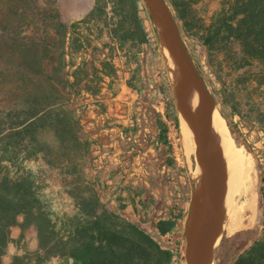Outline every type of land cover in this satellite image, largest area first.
Returning <instances> with one entry per match:
<instances>
[{
  "label": "rangeland",
  "instance_id": "obj_1",
  "mask_svg": "<svg viewBox=\"0 0 264 264\" xmlns=\"http://www.w3.org/2000/svg\"><path fill=\"white\" fill-rule=\"evenodd\" d=\"M224 1L179 0L180 12L169 2L189 52L216 99L218 110L238 145L250 157L254 169L251 191L236 196L242 211L239 224L228 228L230 218L224 214L222 237L217 247L224 242L218 257L214 251V264H233L240 251L264 234V132L258 126L260 109H264V85L260 89L240 85L232 102L236 105L235 112L233 108L225 107L233 126L230 127L221 111L216 90L223 87L220 76L225 79L231 72L229 62L232 58L227 50H220L217 56L213 47L206 43L209 28ZM94 3L95 0H0V114L5 125L18 119V111L12 110V117L6 120L9 110L19 107L27 91L34 87L33 83L44 81V75L27 69L23 64L20 43L31 41L35 49H40L41 57L49 52L55 54L57 48H51L49 41H56L58 37L54 29L58 19L71 24L86 16ZM143 8L142 15L152 39L149 44L143 45L140 53L144 68L140 83L144 87L143 94L126 83L125 74L121 71L113 90L107 84L98 96L84 91L80 94L75 90L70 107L83 112L82 135L91 142L83 164L87 177L111 208L123 213L149 233L156 228L159 218L182 214L175 231L165 236L159 235L158 240L164 247L176 251L174 264H187L189 218L196 192L202 183L203 170L196 156L197 147L188 152L184 146L173 78L175 64L172 68L163 57L160 34L154 25L152 8L147 0H143ZM24 9H28V12ZM108 9H112V3ZM92 38L94 45L104 48L101 52L103 57L102 53L108 51L105 46L110 41L108 33L105 32L99 39L94 35ZM134 49H138V46ZM227 58L229 62L225 61ZM223 59L224 67H221L218 61ZM55 64L57 61L45 57L41 65L53 71ZM262 68L260 63L242 67L228 80L231 82L233 77L246 74L254 76ZM124 69L128 76L129 68L125 66ZM160 114L170 126V146L162 144L159 138ZM176 115L179 117L178 126ZM41 137L56 143V137L49 129L43 131ZM25 153L15 154L11 167L15 173H21L24 169L32 171L43 206L54 213L59 228L66 216L78 211L66 184L71 177L66 180L64 171L52 167L43 157L25 159ZM199 167L201 170H198ZM19 220L22 222L24 216L21 215ZM22 230L21 225L12 227L13 241L9 244L15 245L17 251L22 250V256L27 255L22 259L26 264H68L59 256L44 261L38 257L32 258L28 253L39 248L38 230L31 225L24 236L21 235ZM13 257L8 258L7 251L1 264H11Z\"/></svg>",
  "mask_w": 264,
  "mask_h": 264
},
{
  "label": "trees",
  "instance_id": "obj_2",
  "mask_svg": "<svg viewBox=\"0 0 264 264\" xmlns=\"http://www.w3.org/2000/svg\"><path fill=\"white\" fill-rule=\"evenodd\" d=\"M169 2L181 11L179 0ZM143 9V0H95L93 8L81 19L71 24L58 19L54 27L58 37L49 41L51 48H57L55 54L49 52L41 57L40 49H35L31 41L20 43L23 64L44 75V81L33 83L19 107L9 110L6 120L12 117V110H17L16 121L5 125L0 114V264L13 241L14 225H21L22 236L29 226H36L39 248L28 255L40 261L59 256L68 264H174L176 251L164 247L139 224L111 208L87 177L83 164L91 142L82 135L83 112L70 107L75 90L93 96L100 95L106 84L113 90L121 71L126 83L143 94L140 53L143 45L152 40ZM105 32L110 41L105 43L108 51L101 57L104 48L93 44L92 35L99 39ZM206 43L217 56L220 50H227L232 58L231 62L225 59L231 72L225 79L220 76L223 87L216 93L221 111L233 127L225 107L235 112L236 105L232 102L240 85L247 84L252 89L264 85V68L254 76L246 74L228 80L242 67L258 63L264 67V0H225L209 28ZM136 46L138 49H134ZM45 57L57 61L53 71L41 65ZM223 61H218L221 67ZM125 66L129 68L128 76ZM258 124L264 132V109H260ZM158 125L161 143L170 146V126L162 114ZM48 129L56 137L54 144L41 137ZM23 151L25 159L43 157L49 165L64 171L66 180L71 177L66 184L78 211L66 216L59 228L54 213L43 206L32 171L15 173L11 167L14 155ZM180 217L182 214L161 218L157 223L161 235L173 233ZM223 242L215 249L216 257ZM25 257L14 255L11 264H26L22 260ZM233 264H264V234L240 251Z\"/></svg>",
  "mask_w": 264,
  "mask_h": 264
},
{
  "label": "bare ground",
  "instance_id": "obj_3",
  "mask_svg": "<svg viewBox=\"0 0 264 264\" xmlns=\"http://www.w3.org/2000/svg\"><path fill=\"white\" fill-rule=\"evenodd\" d=\"M147 2L152 8L153 22L160 34L163 57L167 63L171 64L172 68L175 64L173 78L175 91L178 96L181 132L184 146L189 152L197 147V133L203 122L205 101L196 79L183 67L177 54L163 36L161 7L159 3L156 0H147ZM171 37H175L174 32L171 33ZM172 58L175 61L173 64ZM206 149L215 173L224 184L223 210L230 218L229 224L227 223L228 228L238 225L242 211L238 206L236 196L238 193L251 191L254 169L250 157L238 145L217 105L213 109ZM198 170H201V168L199 167ZM204 201L205 195L203 193L198 194L196 205L200 208ZM251 202L255 203L253 200ZM221 237L222 231L215 242L216 246L220 243ZM208 264H214L213 255L210 257Z\"/></svg>",
  "mask_w": 264,
  "mask_h": 264
},
{
  "label": "water",
  "instance_id": "obj_4",
  "mask_svg": "<svg viewBox=\"0 0 264 264\" xmlns=\"http://www.w3.org/2000/svg\"><path fill=\"white\" fill-rule=\"evenodd\" d=\"M156 1L161 7L163 36L177 54L183 67L196 79L205 101L203 122L197 133V156L202 166L203 176L199 190L196 192V197L203 193L205 201L200 208L196 205V198L193 202L189 218L190 230L187 236L186 260L187 264H208L217 247L215 242L222 231L225 214L223 210L224 184L215 173L206 149L216 99L189 52L169 1ZM172 32L175 34L173 38L171 37Z\"/></svg>",
  "mask_w": 264,
  "mask_h": 264
},
{
  "label": "clouds",
  "instance_id": "obj_5",
  "mask_svg": "<svg viewBox=\"0 0 264 264\" xmlns=\"http://www.w3.org/2000/svg\"><path fill=\"white\" fill-rule=\"evenodd\" d=\"M8 258H10L11 256H14V255H23V251H17L15 245H12V244H9L8 246ZM6 258V259H8Z\"/></svg>",
  "mask_w": 264,
  "mask_h": 264
},
{
  "label": "crops",
  "instance_id": "obj_6",
  "mask_svg": "<svg viewBox=\"0 0 264 264\" xmlns=\"http://www.w3.org/2000/svg\"><path fill=\"white\" fill-rule=\"evenodd\" d=\"M93 8V7H92ZM91 8V9H92ZM90 12V11H89ZM84 17V16H83ZM87 94H89V93H87ZM90 95V94H89ZM103 197V196H102ZM115 210V209H114ZM118 211V210H117ZM161 218H159L158 219V221L160 220ZM158 221H157V223H158ZM152 236H154L157 240H158V236L159 235H161V233H160V231H159V229H158V227H157V224H156V228L153 230V232H151L150 233ZM163 236V235H162Z\"/></svg>",
  "mask_w": 264,
  "mask_h": 264
}]
</instances>
